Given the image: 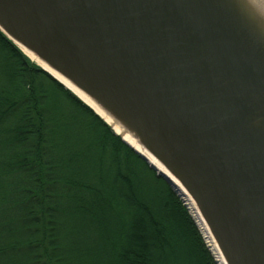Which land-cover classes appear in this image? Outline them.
Segmentation results:
<instances>
[{
	"label": "water",
	"instance_id": "95a60500",
	"mask_svg": "<svg viewBox=\"0 0 264 264\" xmlns=\"http://www.w3.org/2000/svg\"><path fill=\"white\" fill-rule=\"evenodd\" d=\"M0 31L135 141L77 95L189 197L225 264H264V0H0Z\"/></svg>",
	"mask_w": 264,
	"mask_h": 264
},
{
	"label": "trees",
	"instance_id": "16d2710c",
	"mask_svg": "<svg viewBox=\"0 0 264 264\" xmlns=\"http://www.w3.org/2000/svg\"><path fill=\"white\" fill-rule=\"evenodd\" d=\"M0 264H216L170 185L1 31Z\"/></svg>",
	"mask_w": 264,
	"mask_h": 264
},
{
	"label": "bare ground",
	"instance_id": "6f19581e",
	"mask_svg": "<svg viewBox=\"0 0 264 264\" xmlns=\"http://www.w3.org/2000/svg\"><path fill=\"white\" fill-rule=\"evenodd\" d=\"M30 55L33 58H35L32 54H30ZM43 66L46 67L45 65H43ZM53 74H55V76H57L61 81H63L66 84V86H68L69 88H71L82 100H84L90 106H92L107 122H109L110 124H112V126L114 127V129L116 130V132L122 134L124 136V138L128 142H130L136 148H139L138 145L135 143V141L133 139H131L127 134H124L115 124H113L112 123V120L109 117H107L101 110H99L89 99H87L86 96H84L81 92H79L77 89H75L74 87H72L67 81H65L64 79H62L58 74H56L55 72H53ZM184 200L186 201V203L188 205L187 208L192 213V215H193V217H194V219H195V221H196V223L198 225V228L201 231L203 240L205 241V244H206L207 249L209 250L210 254L214 258V260L217 262V264H225L222 256L220 255V252L217 249V246H216L214 240L212 239L209 231L207 230V228L204 225L203 221L199 217L198 213L196 212V210H195L192 202L190 201V199H189V197L187 195H184ZM184 200H183V202H184Z\"/></svg>",
	"mask_w": 264,
	"mask_h": 264
},
{
	"label": "rangeland",
	"instance_id": "374dc122",
	"mask_svg": "<svg viewBox=\"0 0 264 264\" xmlns=\"http://www.w3.org/2000/svg\"><path fill=\"white\" fill-rule=\"evenodd\" d=\"M184 204L188 207V205L186 204V202H184ZM188 213L190 214L191 218L193 219V222H194V224H195L197 230L199 231V233H200V235H201V237H202L201 231H200V229L198 228V225H197V223H196V221H195V219H194V217H193V215H192V213L190 212L189 209H188ZM202 238H203V237H202ZM204 242H205V241H204ZM213 259H214V258H213ZM215 262H216V261H215ZM216 264H217V262H216Z\"/></svg>",
	"mask_w": 264,
	"mask_h": 264
}]
</instances>
